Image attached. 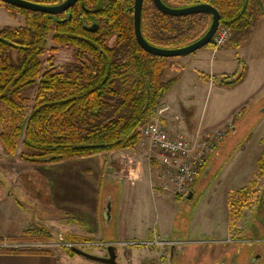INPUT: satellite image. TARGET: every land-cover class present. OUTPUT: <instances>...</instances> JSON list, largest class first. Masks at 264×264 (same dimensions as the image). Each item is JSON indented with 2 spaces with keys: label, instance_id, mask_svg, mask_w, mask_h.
Wrapping results in <instances>:
<instances>
[{
  "label": "trees",
  "instance_id": "trees-1",
  "mask_svg": "<svg viewBox=\"0 0 264 264\" xmlns=\"http://www.w3.org/2000/svg\"><path fill=\"white\" fill-rule=\"evenodd\" d=\"M24 1L56 6L65 0ZM162 2L175 9L210 5L220 15L219 26L232 35L228 45L235 49L248 42L252 28L264 18V0ZM0 7L24 19L23 26L0 29V143L6 155L15 156L21 144L19 159L41 165L135 147L142 128L154 118L178 77L165 79L169 59L151 56L137 44L134 0H78L57 16L1 2ZM210 24L208 14L171 17L159 12L152 0H143L141 33L153 47L188 46L203 37ZM93 25L96 28L91 31ZM49 40L54 45L50 52H57L59 47L74 50L75 62L63 66L61 72L52 65L43 69L41 58ZM244 76L243 72L233 79L222 75L219 85L232 89ZM32 92L33 99L29 96ZM263 172L264 150L256 179ZM256 186L257 180H252L247 187L229 194L230 230L241 220L243 210L253 206ZM14 240L50 241L51 237L28 233ZM67 241L85 240L70 237ZM0 253L18 252L0 249ZM68 253L75 255L72 250Z\"/></svg>",
  "mask_w": 264,
  "mask_h": 264
},
{
  "label": "crops",
  "instance_id": "crops-1",
  "mask_svg": "<svg viewBox=\"0 0 264 264\" xmlns=\"http://www.w3.org/2000/svg\"><path fill=\"white\" fill-rule=\"evenodd\" d=\"M252 39L253 35L248 46ZM239 50L240 48L203 49L187 57L176 59L177 68H174V73L179 74L178 82L161 102L162 106L169 107V110L159 117L160 124L165 130L172 132L177 127L174 118L182 119L191 115L190 109L187 110L185 106H182V101L174 93L177 86L184 85L188 79L198 82L196 77L202 72L205 73L202 70L206 64H210L218 71L217 73L209 72L210 76L236 74L240 64L230 62L229 52L234 51L233 58L237 61L236 52ZM201 77L203 78L202 75ZM248 78L249 66L244 79L238 85L246 84ZM259 83L260 85L258 83L254 85V90L248 93L249 97L245 101L239 100L229 106L228 118L236 115L249 103L252 105L264 103V75ZM249 108L251 109V106ZM262 123L264 124V119L258 124ZM220 147H226L225 142ZM21 150L20 144L17 154L9 157L0 143V243L3 239L13 241L28 233H40L43 230L50 231L51 242L54 237L62 241L66 233L70 237L103 245L104 248L92 251L91 254L97 256L105 257L103 255L106 254V247L115 246L118 264H168L177 252L186 251L187 244L190 243L180 238L189 237L188 234L195 235L196 232L200 239L195 242L196 244L216 245L220 242L224 243L227 238L240 241L239 238L242 235L235 232L239 223L233 229L229 228L228 196L232 192L247 187L250 181L258 180L256 179L258 160L262 154L261 152L255 161L257 170L253 172L254 178H252L253 175L250 178L245 176L247 170L252 169L250 166L247 169V165L253 161H235V171L229 177L227 176L229 179L226 183L221 184L217 193L218 202H214L211 206L206 222L202 220L204 224L200 228L195 222H190L201 231L188 227L186 236L173 239L177 220L169 204L174 205V202L178 199V202H181L182 199L175 198L171 183L160 178V173H157L160 168L159 163L145 161L144 151L141 154L138 152L139 149L134 147L130 150L113 151L60 163L36 165L21 161L18 157ZM134 153L137 154L133 155ZM127 158L131 161H125ZM72 162H87L83 163L84 166L68 165L70 170L77 172L78 178L64 176L63 170L58 173L54 171L55 168ZM217 162L210 161L206 173L198 177L199 182H202L201 178L207 176V173H212V168ZM212 164L213 166L210 167ZM242 164H245V169L241 168ZM262 178L263 176L260 179ZM103 179L109 183L122 181L124 194L128 196H122L115 201L112 193L108 192L104 194L102 202L100 189ZM141 179H143V190L146 191L148 187L150 200L147 197V200L143 201L142 186L139 183ZM198 180L194 183L195 186ZM194 185L191 187L193 192L190 193L192 194L190 200L194 199L198 190ZM62 195L69 196L71 199L60 200ZM107 206H109L110 216L108 222L103 217ZM198 251L210 253L211 257L220 253V249L216 247ZM84 260L60 248L44 249L38 252L0 253V264H97ZM252 264H264V252L258 254Z\"/></svg>",
  "mask_w": 264,
  "mask_h": 264
},
{
  "label": "rangeland",
  "instance_id": "rangeland-1",
  "mask_svg": "<svg viewBox=\"0 0 264 264\" xmlns=\"http://www.w3.org/2000/svg\"><path fill=\"white\" fill-rule=\"evenodd\" d=\"M23 24L24 19L21 15L11 16L8 12H6L5 9L0 7V29L4 27L16 28L23 26ZM252 35V42L248 46V42L250 41ZM231 40L232 35L230 34L227 42L219 49H231V47L228 45L230 44ZM248 42L242 44L239 47L240 50L236 52L237 61L235 58H233L234 51L229 52L230 62H238L240 64V69L236 74L227 76L231 77L230 79H233L238 77L242 72L246 74L247 68L249 66V78L246 84L235 86L233 89L221 88L219 85L221 76L217 77L214 74L212 76L209 75V72L217 73V69L215 67H211L210 64H206L205 68L202 70L205 73H201L203 78L201 75L197 76L196 78L198 82L194 81V79L193 81L188 79L185 81L184 85L177 86V88L174 90V93L177 95L176 97L182 101L181 105L185 106L187 110L190 109L189 111L191 112V115L186 116L185 118L182 117L183 120L178 119L177 117L174 118L177 122V127H175L172 132H168L166 130L170 135H184L188 138H191L198 131H213L215 129L222 128L227 124L231 126V130H228L224 140L221 142V144L225 142L226 147L221 148V144L218 145L209 159V161H218L214 166L213 164L210 166H213L211 171L212 173L201 178L202 182H199L200 180L197 178L198 183H196L195 188L198 190L194 199H183L181 202H178V199V201L174 202V205L169 204V207L171 208L177 220V228L175 230L173 239H177L180 236H186L185 234L187 233L188 227L189 229L194 228L197 231H201L198 229V227L200 228L204 222H206L213 203L218 202L217 193L220 190L221 184L228 181L229 178H227V176L229 177L232 172L234 173L236 168L235 161H253V163L247 165V169L248 166H250V168L252 167V169H248L247 174H245L247 178H250L253 175V172L257 170L255 161L257 160L260 153L264 150V124H258L264 119V113H260L263 109L264 103L262 105H252L249 103L248 106L243 107L236 114V118H234L236 115L228 118V109L229 106L235 104L239 100L245 101L246 98L249 97L248 93L254 90V85L257 83L260 85L259 80H261L264 75V18L258 20L256 25L252 28ZM52 47H54V45L52 44L51 40H49L47 51L41 58L43 69H47L50 65H52L56 71L61 72L63 66L75 62L73 48L59 47L57 52L53 53L50 52ZM203 49L214 50V48H202L200 51H203ZM51 57H53L52 62H49ZM176 59L179 58L168 60V70L165 73V79H169L174 76L179 78V74L174 73V68H177ZM227 71L231 73L234 72L231 70ZM29 96L31 99H33L34 92L30 93ZM160 106H162V103ZM250 106L251 109L249 108ZM157 111L154 118L149 122L156 123L162 127L159 120L160 115L157 114ZM178 120L182 121L180 122ZM233 132H235V134H232ZM140 141L135 147L139 149L138 152L141 154L144 151L143 158L145 161L149 163L151 161H156L152 159L153 153L150 156L148 155L147 143L142 145L140 144ZM135 154L137 153H134L133 155ZM216 156L217 158H215ZM128 160L131 161L130 158H127L125 161ZM221 161H223V163H220ZM83 163L87 162H72L71 164L67 163L65 166L55 168L54 171H57L58 173L62 172L63 170L62 173L64 176H76L78 178L77 172L70 170L68 165L84 166ZM245 164H242L241 168L245 169ZM157 173H160V168ZM252 178H254V175ZM139 183H141L142 186L141 195L143 201H146L147 197L148 200H150L151 197L148 187H146V191L145 189L143 190V179H141ZM199 183L201 184L199 185ZM122 184V181L109 183L103 179L101 182L100 200L103 202L104 194H107L108 192L112 193L115 201H118V199L122 196H128V194L125 196L123 190L124 186H122ZM64 189H66V187H64ZM255 191L254 204L252 207L243 210L242 218L237 226L238 229L235 231L242 235L239 238L241 239L240 241L233 240L232 243L220 242L216 245L196 244L195 242H197V240L200 241L197 236L198 232H196L195 235L188 234L190 238H180L190 242L187 244L186 251L177 252L174 255V258L168 264H252L253 260L258 257V254L264 252V172L263 178L257 180ZM68 193L66 194L68 195ZM174 196L177 198L175 194ZM64 199H71V197L62 195L60 200ZM202 220H204V222H202ZM101 221L104 223L103 219ZM191 221L192 223L195 222L198 227H196L195 224H190ZM205 226H207V224H205ZM40 233H46V235L48 234L50 237H52L50 231L46 232L43 230ZM40 233L34 232L32 234L33 236H37ZM64 238V240H68L70 236L64 233ZM228 239L232 240L234 238H227L226 241ZM52 242L57 244L59 239L54 237ZM211 247L220 249V253L211 257L210 253L205 254L198 251L199 249L209 250ZM97 249L98 248H96L95 251H97ZM83 251L86 253H93L91 251L94 250L83 248ZM103 256H106V254ZM232 260L234 261L233 263L231 262ZM84 261L88 260L85 259Z\"/></svg>",
  "mask_w": 264,
  "mask_h": 264
},
{
  "label": "built area",
  "instance_id": "built-area-1",
  "mask_svg": "<svg viewBox=\"0 0 264 264\" xmlns=\"http://www.w3.org/2000/svg\"><path fill=\"white\" fill-rule=\"evenodd\" d=\"M229 36V31L225 27L219 26L211 42L214 50L222 47ZM168 110L169 107L160 106L157 114L163 115ZM228 130H231L229 124L213 131H198L193 137L188 138L184 135H170L158 124L149 122L141 130L140 144L145 145L147 143L148 155L153 153L152 159L159 163L160 178L171 183L173 193L178 198L185 200L190 195L191 187L200 176L215 149L224 140ZM225 242L232 243V240L228 239ZM54 248L66 251L73 249L83 251V248L95 250L96 248H104V246L88 241L67 240H59L57 244H54L51 241H9L3 239L0 243V249L18 253L38 252Z\"/></svg>",
  "mask_w": 264,
  "mask_h": 264
},
{
  "label": "water",
  "instance_id": "water-1",
  "mask_svg": "<svg viewBox=\"0 0 264 264\" xmlns=\"http://www.w3.org/2000/svg\"><path fill=\"white\" fill-rule=\"evenodd\" d=\"M1 3L6 5H10L12 7L23 9L30 12L42 13L51 16L60 15L70 8H72L78 0H65L59 5L56 6H43L34 3H30L24 0H0ZM154 7L161 13L171 17H183L189 15L196 14H208L211 16V24L208 31L205 33L203 37L195 41L194 43L179 48V49H160L149 45L142 36L141 33V12H142V4L143 0H134V8H133V30L134 37L139 45V47L147 54L159 57L163 59H175V58H184L198 50L204 48L205 46L211 44L214 34L216 33L219 27L220 15L216 9L211 7L210 5H196L187 8L175 9L166 6L162 0H152ZM95 25H93L90 30L93 31L95 29ZM264 113V107L261 110ZM192 194L188 196V200L191 199ZM264 204V202H263ZM106 222L109 221V206H107L106 211L103 215ZM72 252L90 262L97 264H118L117 255H116V247L113 245H109L106 249V256L101 257L94 254L86 253L84 251L73 249Z\"/></svg>",
  "mask_w": 264,
  "mask_h": 264
}]
</instances>
